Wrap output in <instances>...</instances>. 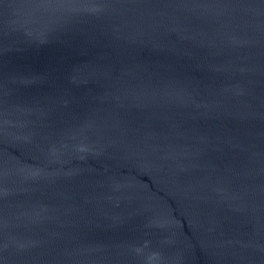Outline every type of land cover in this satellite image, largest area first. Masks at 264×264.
<instances>
[{"label": "water", "instance_id": "obj_1", "mask_svg": "<svg viewBox=\"0 0 264 264\" xmlns=\"http://www.w3.org/2000/svg\"><path fill=\"white\" fill-rule=\"evenodd\" d=\"M0 264H264V0H0Z\"/></svg>", "mask_w": 264, "mask_h": 264}]
</instances>
